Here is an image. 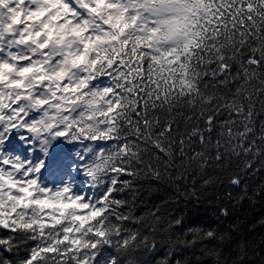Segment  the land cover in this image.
Segmentation results:
<instances>
[{
  "label": "snow or ice",
  "instance_id": "6c2138e0",
  "mask_svg": "<svg viewBox=\"0 0 264 264\" xmlns=\"http://www.w3.org/2000/svg\"><path fill=\"white\" fill-rule=\"evenodd\" d=\"M257 102L264 0H0V264H141L161 240L157 264H187V248L224 235L184 228L176 201L145 203L141 182L197 196L235 158L227 183L243 187L222 195L249 198ZM57 139L80 145L86 191L42 181Z\"/></svg>",
  "mask_w": 264,
  "mask_h": 264
},
{
  "label": "trees",
  "instance_id": "16d2710c",
  "mask_svg": "<svg viewBox=\"0 0 264 264\" xmlns=\"http://www.w3.org/2000/svg\"><path fill=\"white\" fill-rule=\"evenodd\" d=\"M264 111L259 102L256 103L257 129L264 117L260 113ZM75 143H68L63 139H57L50 150L58 147L65 151L75 150ZM199 148V144L196 145ZM236 160L232 164L226 161L221 166L213 164L209 172H214L222 181L219 186L213 185L207 191H201L197 196L185 197L178 195L170 185H156L150 182H141L140 199L148 204L160 203L161 200L171 198L176 202L168 205L172 214L184 218V228L200 227L205 230H214L224 235L222 241L211 244H198L187 248L181 255L187 264H264V168L257 162L255 167L243 177L248 186L249 198L243 201L228 200L222 193L232 192L237 197L241 187L231 186L227 183V177L235 170ZM83 173V170L81 169ZM83 179L87 180L83 173ZM187 184V187H186ZM181 190L191 191L189 182L182 181ZM199 187V184L197 185ZM130 198V194H129ZM228 209V215L221 213L222 208ZM143 211L138 207L137 215ZM183 229H176L177 232ZM4 233H0L3 235ZM169 251L164 241H159L154 252H137L135 257L141 264H157V262ZM23 255V253H21Z\"/></svg>",
  "mask_w": 264,
  "mask_h": 264
},
{
  "label": "rangeland",
  "instance_id": "374dc122",
  "mask_svg": "<svg viewBox=\"0 0 264 264\" xmlns=\"http://www.w3.org/2000/svg\"><path fill=\"white\" fill-rule=\"evenodd\" d=\"M8 148L19 154L29 155L24 145L15 137L10 140ZM59 148L49 151L46 166L42 170V181L49 187H52L70 180L76 192L86 191L87 180L83 179V173L81 172L80 162L77 157V153L80 151V145H76L75 150L72 152L65 151V148ZM39 157L40 153L37 152L36 158Z\"/></svg>",
  "mask_w": 264,
  "mask_h": 264
}]
</instances>
